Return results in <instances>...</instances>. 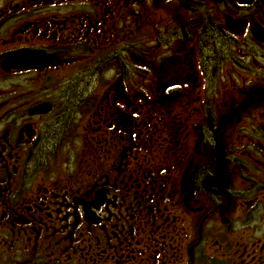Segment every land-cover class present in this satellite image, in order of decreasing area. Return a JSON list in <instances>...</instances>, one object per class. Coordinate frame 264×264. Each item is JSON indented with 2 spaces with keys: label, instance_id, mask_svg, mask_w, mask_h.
<instances>
[{
  "label": "flooded vegetation",
  "instance_id": "flooded-vegetation-1",
  "mask_svg": "<svg viewBox=\"0 0 264 264\" xmlns=\"http://www.w3.org/2000/svg\"><path fill=\"white\" fill-rule=\"evenodd\" d=\"M8 80L0 264H264V0H0Z\"/></svg>",
  "mask_w": 264,
  "mask_h": 264
},
{
  "label": "rangeland",
  "instance_id": "rangeland-1",
  "mask_svg": "<svg viewBox=\"0 0 264 264\" xmlns=\"http://www.w3.org/2000/svg\"><path fill=\"white\" fill-rule=\"evenodd\" d=\"M31 78V77H30ZM32 79V80H31ZM31 79H27V81H26V85H25V87L26 86H28V85H33V86H35V88H38V89H40V90H44L46 87H48V85L46 86V87H43V86H45L44 84H45V82L43 81V80H34L33 78H31ZM91 81L92 80H83V81H77V82H74L71 86H69V88H72V89H78L80 86L82 87V89H86V88H88V87H96V88H99L100 86H102L103 84H100L101 83V80L100 81H98V82H93V84H92V86H91ZM22 82H23V80H19L18 82H14L13 83V81L12 80H8V81H4V82H2L1 84H0V87L3 89V90H11V89H13V88H16V85L15 84H17V83H19V84H22ZM68 82V84H70L72 81H67ZM58 82H56V84H57ZM77 83H81V85H78V86H76L77 85ZM97 83H98V86H97ZM52 87V86H51ZM65 87V85L63 84V87L62 86H58V88L60 89V88H64ZM64 90H65V88H64ZM240 94L239 93H236V95H233V96H229V99H228V101H229V105L230 104H232L233 106H234V104H237V101H239L240 100ZM36 124H38V123H36ZM240 127V124L239 125H237L234 129H232L229 133H231V137H232V139H233V141L236 143H241L242 144V146H243V148L244 149H246L247 148V144H251V142L249 141V140H247V136H246V134H245V132L247 131V130H249V129H246V128H244V129H240L239 128ZM189 130V129H188ZM50 131V129H49V127H38L37 128V136H40L41 134V139H42V141H41V144L40 145H43L44 143H42V142H45V143H49V142H47V138H48V136H49V132ZM45 132H47L48 133V136L46 135V133ZM190 133H194V135L193 134H190ZM197 134V132L195 131V130H193V129H191V130H189L188 132H187V136H188V142L186 141V144H185V146H186V150H188V149H190V146H191V142L196 138V135ZM69 136V135H68ZM230 136V135H229ZM242 138H245V139H243V140H241ZM174 141L176 142V140L174 139ZM182 141H184V140H182ZM177 143V142H176ZM75 146L76 145H74V144H70V150H73L74 148H75ZM248 146H253L252 144L251 145H248ZM79 147V153L80 152H82L83 151V149L85 148V147H83V145H81V146H78ZM66 159V157H64L63 159L62 158H60L59 160H57L56 161V167L57 166H59L58 168H66L67 166V163L66 162H68V160H69V158L67 157V159ZM42 163H43V166L45 165L46 167H47V164L49 163V161L48 160H43V161H41ZM25 163H26V161H25ZM66 163V165H65V167H62L61 165H63V164H65ZM28 167H30V165L28 164V162L26 163V164H24L23 166H22V168H28ZM194 172H195V170H193V172L191 173V175H193L194 174Z\"/></svg>",
  "mask_w": 264,
  "mask_h": 264
},
{
  "label": "water",
  "instance_id": "water-1",
  "mask_svg": "<svg viewBox=\"0 0 264 264\" xmlns=\"http://www.w3.org/2000/svg\"><path fill=\"white\" fill-rule=\"evenodd\" d=\"M40 61L31 60V59H21V58H11L2 63V69L7 72L10 69H28L40 67V65H44L43 63H39ZM49 110L48 105L41 106L39 108H35L31 111V114H45Z\"/></svg>",
  "mask_w": 264,
  "mask_h": 264
},
{
  "label": "trees",
  "instance_id": "trees-1",
  "mask_svg": "<svg viewBox=\"0 0 264 264\" xmlns=\"http://www.w3.org/2000/svg\"><path fill=\"white\" fill-rule=\"evenodd\" d=\"M60 128H53V129H50V131L48 132L49 133V138H47V142H52L51 138H58L59 135H60ZM48 135V134H47ZM52 135V136H51ZM51 137V138H50ZM48 143H46L45 146H47ZM52 144V143H51Z\"/></svg>",
  "mask_w": 264,
  "mask_h": 264
}]
</instances>
